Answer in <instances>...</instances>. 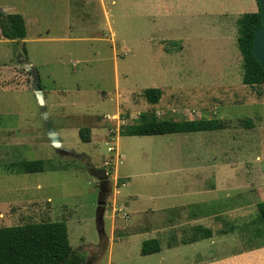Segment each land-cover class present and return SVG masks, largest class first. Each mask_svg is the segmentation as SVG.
Listing matches in <instances>:
<instances>
[{
  "label": "rangeland",
  "instance_id": "1",
  "mask_svg": "<svg viewBox=\"0 0 264 264\" xmlns=\"http://www.w3.org/2000/svg\"><path fill=\"white\" fill-rule=\"evenodd\" d=\"M144 1L0 0L1 11L32 20L23 42L0 36V227L64 221L83 264H141V244L161 240L162 221L228 209L219 193H202L219 182L260 185L264 194V85L242 84L240 59L228 73L220 39L206 40L204 30L198 39L204 18L196 9L206 3L193 2L190 25L180 20L179 2L162 0L159 15ZM150 88L162 90L155 105L142 96ZM141 113L216 119L223 128L122 136ZM33 160L44 172L9 170ZM219 219L215 225L238 229L237 243L221 252L264 243L254 206L238 224Z\"/></svg>",
  "mask_w": 264,
  "mask_h": 264
},
{
  "label": "crops",
  "instance_id": "2",
  "mask_svg": "<svg viewBox=\"0 0 264 264\" xmlns=\"http://www.w3.org/2000/svg\"><path fill=\"white\" fill-rule=\"evenodd\" d=\"M100 1L101 3L103 2V0ZM148 1L155 4L157 14L164 15L163 12L166 13V10L163 9L162 0H145L143 2L144 7H146ZM194 1L195 0H188V5L184 6L187 2L186 0H173L175 3L179 2L176 9L179 10L180 20L186 24H196L194 18L191 17V14L194 16L195 13L192 12V8H190L193 6ZM198 1L206 3L207 5H205L204 8L196 9L198 18H204L203 21L195 25L197 29L196 33H198L197 37L201 39L202 36L200 32L204 30L206 32V40H208V37L221 40L226 50L225 61L228 65L227 71L229 74H232L239 59L242 66V57L240 52H237L235 48L240 32L239 20L245 13L257 12V1ZM2 12L7 13L5 11ZM146 15L145 8V16ZM23 20L26 25L25 29H27V24L30 26L32 25L31 19L24 18ZM27 32L28 31H26V34ZM179 41L184 44L183 40ZM214 45L217 47V50H220L221 46L218 43H214ZM171 53H173V51H171ZM255 187L256 193L251 192L245 194L246 189L251 191ZM260 191V185H248V187L245 188L243 183L224 184L219 182L217 185H213L212 188H205L202 192L204 197H207L209 193H219V200L223 203H229L228 209L218 213L183 215V217L178 213L173 220L167 219L162 221L163 226L171 225V227H169L171 229L167 228L163 230L162 226L159 231L155 230V233L161 237L162 240L161 241L160 238L156 239L159 242L160 249L157 253L149 255H141L140 253L141 264H264V243L247 249H244L240 244L239 247L237 246L227 252H221V250H219L221 248L220 246H225L232 242L237 243L238 229L236 227L223 229V226L215 225L216 223L222 222L219 219L220 215H230L232 222L234 221L237 224L240 223L241 220L244 219L245 214L248 213L249 206L251 205L256 208V204L263 198L262 196H264V194H260ZM196 192L200 193V191ZM185 228L187 232L184 231ZM167 230L172 231L169 232ZM206 230L211 232L209 236L205 235ZM172 232L175 237L171 241L168 240V242H166V238H169Z\"/></svg>",
  "mask_w": 264,
  "mask_h": 264
},
{
  "label": "trees",
  "instance_id": "3",
  "mask_svg": "<svg viewBox=\"0 0 264 264\" xmlns=\"http://www.w3.org/2000/svg\"><path fill=\"white\" fill-rule=\"evenodd\" d=\"M240 32L237 47L242 57V84L248 87L264 85V71L252 53L253 37L261 26L259 8L257 12L245 13L239 20ZM0 36L8 40H23L26 29L23 17L17 13L0 11ZM25 53V48L23 49ZM161 89H145L144 99L152 105L159 102ZM138 123L121 131L122 136H163L179 133H200L217 131L223 124L216 119L159 120L154 114L141 113ZM249 126V123H246ZM82 142L91 140L90 130L82 128L78 132ZM14 174L42 173V160L23 161L11 165ZM260 221L264 224V201L256 204ZM211 233L205 231V235ZM156 239L145 240L141 244V255L159 251ZM84 257L74 253L69 243L68 230L64 221L30 223L12 227H0V264H83Z\"/></svg>",
  "mask_w": 264,
  "mask_h": 264
},
{
  "label": "water",
  "instance_id": "4",
  "mask_svg": "<svg viewBox=\"0 0 264 264\" xmlns=\"http://www.w3.org/2000/svg\"><path fill=\"white\" fill-rule=\"evenodd\" d=\"M257 6L259 8V12L261 15V26L256 30L254 37H253V43H252V53L255 58V60L259 63L260 67L264 71V0H256ZM29 68V66H28ZM29 71H31V68H29ZM36 97L38 99V103L40 106L41 111L43 112L45 109L44 103H43V96L42 92L40 90L35 91ZM46 115L44 114L43 117ZM50 138L52 140L56 139V135L52 132L49 133ZM56 141V140H55ZM54 146L59 147V142H54Z\"/></svg>",
  "mask_w": 264,
  "mask_h": 264
},
{
  "label": "built area",
  "instance_id": "5",
  "mask_svg": "<svg viewBox=\"0 0 264 264\" xmlns=\"http://www.w3.org/2000/svg\"><path fill=\"white\" fill-rule=\"evenodd\" d=\"M108 151H109V152H111V151H112V149H111V148H109V149H108Z\"/></svg>",
  "mask_w": 264,
  "mask_h": 264
}]
</instances>
